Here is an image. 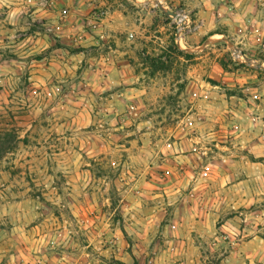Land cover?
<instances>
[{"label": "rangeland", "instance_id": "rangeland-1", "mask_svg": "<svg viewBox=\"0 0 264 264\" xmlns=\"http://www.w3.org/2000/svg\"><path fill=\"white\" fill-rule=\"evenodd\" d=\"M260 19L0 0V264H264Z\"/></svg>", "mask_w": 264, "mask_h": 264}, {"label": "built area", "instance_id": "built-area-1", "mask_svg": "<svg viewBox=\"0 0 264 264\" xmlns=\"http://www.w3.org/2000/svg\"><path fill=\"white\" fill-rule=\"evenodd\" d=\"M169 17L175 23L178 33H181L183 30H185V25H186V22H187V17L186 16H184L180 12H172V15L169 16Z\"/></svg>", "mask_w": 264, "mask_h": 264}, {"label": "crops", "instance_id": "crops-1", "mask_svg": "<svg viewBox=\"0 0 264 264\" xmlns=\"http://www.w3.org/2000/svg\"><path fill=\"white\" fill-rule=\"evenodd\" d=\"M258 19V18H256ZM253 22V21H251ZM257 23V26L259 28V32L257 34H259V36L262 38V36L264 35V19L263 20H259V21H254ZM253 36H256V33L253 34Z\"/></svg>", "mask_w": 264, "mask_h": 264}, {"label": "water", "instance_id": "water-1", "mask_svg": "<svg viewBox=\"0 0 264 264\" xmlns=\"http://www.w3.org/2000/svg\"><path fill=\"white\" fill-rule=\"evenodd\" d=\"M160 10L162 11V13H163L165 16H171V15H172V12L167 11V10L161 8V7H160Z\"/></svg>", "mask_w": 264, "mask_h": 264}]
</instances>
